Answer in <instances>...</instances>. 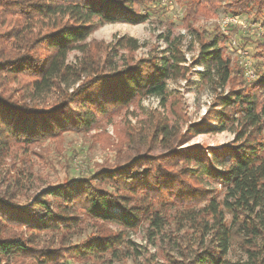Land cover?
<instances>
[{"label": "trees", "instance_id": "obj_1", "mask_svg": "<svg viewBox=\"0 0 264 264\" xmlns=\"http://www.w3.org/2000/svg\"><path fill=\"white\" fill-rule=\"evenodd\" d=\"M223 1L200 0L191 16L205 3L211 9L222 7L227 15L255 11L264 23V0ZM135 4V0H0V264L26 260L57 264L65 254L69 259L107 254L119 258L120 248L127 246L124 231L101 229L66 250L40 246L36 233L76 223L66 210L77 208L97 223L115 221L112 210L118 208L126 227L142 224L154 236L170 222L178 231H191L192 255L182 256L187 262L176 259L172 264H264V73L255 82H244L242 68L225 55L228 36L219 28L215 34L193 30L201 44L193 65L204 67L199 72L202 79L222 92L214 105L221 108L217 126L203 119L192 124L190 132L198 136L229 130L234 134L230 145L221 150L200 144L182 147L185 136L178 127L166 117H153L145 129L164 149L160 155L137 153L124 164L21 202L31 187L23 183L25 172L18 168L30 161L26 154L32 147L58 140L66 132L90 131L112 109L137 97L157 98L166 107L172 95L169 82L189 73L182 50L172 46L169 37L167 51L138 61L124 57L142 47L131 37L93 47L86 44L98 26L143 22ZM74 51L83 56L72 64L68 58ZM120 51L125 54L120 56ZM115 57L123 61L121 66ZM74 77L78 87L64 91L56 103L41 106L43 94ZM206 154H213L221 168L209 166ZM203 177L217 187L210 188ZM234 252L240 254L238 259L229 257Z\"/></svg>", "mask_w": 264, "mask_h": 264}, {"label": "rangeland", "instance_id": "obj_2", "mask_svg": "<svg viewBox=\"0 0 264 264\" xmlns=\"http://www.w3.org/2000/svg\"><path fill=\"white\" fill-rule=\"evenodd\" d=\"M199 1L135 0V10L144 16L143 22H115L96 28L86 41V44L91 47L97 44H112L117 38L123 36L140 42L142 47L139 50L132 55L127 53L124 56L127 60L133 58L138 61L155 54H163L169 49V44L165 39L169 37L172 46L177 45L182 50L186 60L184 66L190 68V71L185 78L169 82L172 95L166 107H161L157 98L137 97L126 106L112 109L107 116L100 118L98 126L90 131L66 132L58 140H46L41 145L32 147L31 151L26 154V158L30 161L19 165L18 168L25 172V176L22 177L23 183L26 187H31V190L25 193L28 195L22 196V203H25L30 195L87 179L105 168L124 164L128 158L134 157L137 153L153 157L160 155L164 149L155 145V139L151 137L149 130L145 129H148V123L153 117L156 120L166 117L171 125L178 127L180 135L185 136V143L182 147L200 144L221 150L223 146L231 144L234 134L229 130L198 136H193L190 132L191 125L203 119L210 122L212 127L217 126L216 117L221 108L214 107V105L216 96L222 92L221 89L215 91L207 81L202 79L199 72H202L204 67L193 65L201 48L196 37L197 33H193V30L201 33L205 30L210 34H215L218 28L222 31L220 27L221 24L223 25L222 20L229 16L222 7L211 9L205 3L200 6L198 13L191 16V8H195L194 3ZM225 2L224 0L222 4ZM240 19L241 25L239 26L245 28L244 26L249 25V29L243 31L235 28L230 31L229 38L225 42L228 47L225 55L229 56L235 65L238 57L229 48V43L231 39L237 40L239 47L247 48L256 73L263 74V20L255 11L242 15ZM119 54L121 56L125 54V51H120ZM82 56V53L74 51L69 55L68 62L75 64L76 58H82ZM114 59L117 66L123 64V61H119V57ZM238 82L243 83L241 80ZM79 84L74 77L63 82L60 88L49 89L39 99L41 106L56 103L64 91L68 89L71 92ZM230 87L228 86L225 92ZM205 159L209 166L221 168V164L213 154H206ZM226 163H229V158H226ZM204 181L210 188L217 187V184L210 179L204 178ZM103 186L107 187V185ZM66 211L69 213H66L68 219L78 221L59 229L36 233L40 246L66 250L65 248L83 244L92 236H97L101 229L114 232L124 231L127 236V246L120 248V257L116 259L110 254L97 259L80 257L69 259V254L68 256L65 254L64 260L57 264H172V261L176 259L179 262L181 260L187 262L188 259H183L182 256L189 257L195 249V237L191 231H178L174 222H170L163 232L154 236L142 224L138 227H126L119 220L121 210L118 208L112 210L116 218L112 223H97L82 208ZM239 256L238 252L229 254L232 259H238ZM26 264H32V261L26 260Z\"/></svg>", "mask_w": 264, "mask_h": 264}, {"label": "built area", "instance_id": "obj_3", "mask_svg": "<svg viewBox=\"0 0 264 264\" xmlns=\"http://www.w3.org/2000/svg\"><path fill=\"white\" fill-rule=\"evenodd\" d=\"M240 18L241 16L229 15L222 20L223 25L221 24L220 27L222 31H224L223 33L228 36V38L230 35V31H233L235 28H240L243 31H247L249 29V25L247 27L244 26L245 28L239 26L241 25ZM237 42V40L231 39V42L229 43V48L238 57L237 63L243 70L244 80L248 83L259 80V75L256 73L253 67V62L248 54L249 52L247 51V48L239 47Z\"/></svg>", "mask_w": 264, "mask_h": 264}]
</instances>
